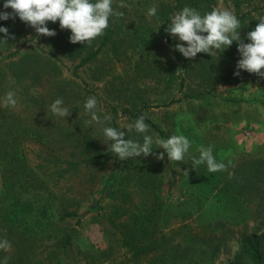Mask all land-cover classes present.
<instances>
[{
  "label": "rangeland",
  "instance_id": "rangeland-1",
  "mask_svg": "<svg viewBox=\"0 0 264 264\" xmlns=\"http://www.w3.org/2000/svg\"><path fill=\"white\" fill-rule=\"evenodd\" d=\"M121 3L127 7H120ZM167 4L176 6L177 0H113L114 10L123 16L111 17L109 25L116 22L121 27L97 59L79 69L87 53L99 48L109 27L90 45L71 43L67 30L71 46L66 53L53 37L23 40L18 47L28 55L17 74L7 66L12 59L1 62L0 56V140L9 144L17 139L29 159L27 168L12 170L7 164L0 170V191L9 184L7 192L14 193L7 204H16L17 209L11 217L15 224L3 227L11 245L6 256L13 264L20 261L18 257L21 264H149L165 247L159 245L137 257L138 250L124 244L128 232L121 221L151 215L154 209L157 223L149 228L148 238L163 243L166 237L171 246L192 244L197 234L218 221L238 229L256 216L257 202L239 192L232 176L240 160H264V78L244 70L234 75L241 58L236 41L212 56L198 53V63L188 65L191 59L174 48L180 43L178 37L170 43L161 31L164 25L158 17ZM154 5L157 13L150 17L148 10ZM257 6L262 7L253 14L258 21L264 17V0H241L240 11L233 0H216L214 8L228 9L238 18ZM8 21L18 28L29 27L18 16ZM252 30L249 21L240 24L243 41ZM35 35L34 29L28 37ZM8 91L15 93V107L3 106ZM92 96L101 119L111 115L103 126L116 121L126 132L125 139L142 143L144 135L162 138L147 122V133L134 127L129 131L127 126L136 119L124 116L125 109H144L168 138L186 136L191 147L184 161H169L156 144L147 157L119 160L103 126L89 123L84 104ZM58 98L71 111L65 119L50 110ZM174 98L182 101L157 107ZM77 125L87 132L76 135L81 142L72 140ZM208 146L218 162L228 165L227 171L210 173L206 164L192 167V158H199V149ZM74 147L84 150L86 159L95 153L100 156L72 167L71 160L82 159ZM161 152L163 160L157 159ZM67 211L78 213L81 223L62 219ZM72 231L73 243L65 247ZM230 244L218 255L197 246L198 264H228L236 252V244Z\"/></svg>",
  "mask_w": 264,
  "mask_h": 264
},
{
  "label": "clouds",
  "instance_id": "clouds-1",
  "mask_svg": "<svg viewBox=\"0 0 264 264\" xmlns=\"http://www.w3.org/2000/svg\"><path fill=\"white\" fill-rule=\"evenodd\" d=\"M120 7H127L124 3ZM4 9H11V12L0 11V20L15 19L17 16L25 24L35 29L36 34L54 37L55 30L47 27L48 22L56 23L62 30H70V42L73 44H91L97 37L104 35L109 27L111 17L120 18L122 12L115 11L113 0H5ZM157 7L154 5L148 10V16H155ZM240 21L236 15L228 10L214 8L203 15L195 8L185 6L178 12L165 29L173 38H177L180 43H176L174 48L185 58L193 59L198 53H207L210 56L216 52H223L230 47L234 41L238 42V52L241 58L237 62V71L234 75L239 76L244 70L264 78V17L260 18L255 29L247 33L249 43H244L241 38ZM0 33L4 38L0 42L7 44L8 39H15L10 36L6 27H0ZM186 45V46H185ZM3 106L15 107L17 100L15 93L8 91L3 98ZM84 108L90 114L89 123L95 122L98 125H105L111 120V115H104L103 119L98 115V101L95 96L89 97ZM53 114L66 118L71 115V111L64 106L61 98L56 99L50 106ZM131 131L134 127L138 133H147L149 125L145 122V116H139L134 125H128ZM123 128L103 126L104 136L111 142V152L116 154L119 160L128 158L144 157L153 154V144L158 145L166 151L169 161H184L191 147L189 139L182 135H172L167 139H153L151 135H144L143 142L125 139L127 136ZM157 159L163 160L164 153L161 152ZM230 163V162H229ZM192 167L206 164L210 173L227 171L228 165L218 162L213 154L212 146L201 147L199 158L193 157ZM189 175L188 171L183 172ZM231 178V173L229 174ZM11 245L6 239L0 241V250L8 251ZM4 264H7L5 259Z\"/></svg>",
  "mask_w": 264,
  "mask_h": 264
},
{
  "label": "trees",
  "instance_id": "trees-1",
  "mask_svg": "<svg viewBox=\"0 0 264 264\" xmlns=\"http://www.w3.org/2000/svg\"><path fill=\"white\" fill-rule=\"evenodd\" d=\"M237 9L240 11L241 9V0H233ZM4 2H0V11H5L3 8ZM185 6L193 7L197 9L202 15L204 13L210 12L216 6V0H177L176 6H171L167 4V6L162 9L159 13L158 20L164 25L161 28V31L168 39L170 43H172V36L165 31V26H167L171 19L180 12ZM167 7L169 8L167 10ZM262 10V7H254L253 9L247 11L238 16L240 24H245L247 21L252 24V27L255 29L256 25L259 23L258 21H254V13H257ZM0 27H6L9 30L10 36H14L15 39H8V43L4 44L0 42V56L1 62L12 59L11 62L7 64V66H11V70L20 71L22 69L21 61L25 59V56L28 54H21V49L18 47V44L24 40L26 42H32L33 39L38 36L37 34L33 38H29L28 36L33 32L32 27H27L26 29L18 28L10 24L8 20H0ZM47 27L49 29L55 30L56 35L53 37L55 39V45H61L62 49H64V53L68 51L71 44L68 41V35H65L67 30H62L59 26V22L56 23L48 22ZM121 27L119 23H111L109 28L106 30L107 34L102 40L99 48L97 50H92L87 53V56L83 58L80 64L77 66V69L86 66L87 64L93 62L97 59V57L101 54L103 48L113 39V36L117 32V30ZM4 38V34L0 33V39ZM248 42L249 40L245 38L244 42ZM17 45V46H16ZM39 46H37L38 48ZM5 48L9 53L5 54V52L1 49ZM59 49V48H58ZM36 51V50H35ZM48 55H53L49 53ZM193 63H198L197 57L191 59L188 65ZM15 74V75H16ZM196 96L188 95L186 98H194ZM182 99H172L171 101L164 103L162 105H158L157 107H171L174 104L181 102ZM237 101V100H233ZM148 107V106H146ZM144 109L139 111H131L129 109H125L123 114L124 116L129 117L134 120L139 116H145V122L149 123L160 135L163 139H167L166 133L160 129L157 124H154L143 112ZM3 114V110L0 109V115ZM85 127V126H84ZM84 127L77 125L76 129L71 132L72 140L81 142L82 139L78 138L77 134H84ZM119 129V125L116 121L113 122V126ZM85 144V142L83 143ZM11 150L9 151L8 149ZM20 149V151H19ZM75 149H79V156L82 158L79 161L71 160L72 167H76L78 163L95 161L99 158L100 154L95 153L92 154L91 157L86 159V152L80 147H74ZM76 155V152L73 154ZM88 157V156H87ZM29 163V159L26 155H23V151L20 148V144L17 142V139L12 141L11 143H7L6 140H0V170L1 167L5 165H9L12 170L18 169V166L21 167H29L27 165ZM17 167V168H16ZM232 179L240 185V193H244L243 195H247L250 197L251 201H256L257 205L254 210V214L256 215L252 221L245 222L238 229L233 228L226 222L218 221L213 226H210L208 232H204L202 234H197L192 239V244L182 245L178 244L176 246H171L168 239L166 237L163 238L164 242H160L158 239H154V237L148 238L149 228L157 223V220L153 218L156 214L157 210H153L152 214L146 215L143 217H137L135 219L123 220L121 221V226L124 227L128 233L125 234L123 239L124 244L131 246L135 250H138L136 253L137 257H141L143 255H148L150 253V249L158 247L159 245L164 248L161 255L153 258L149 264H198L197 258V246L204 249L205 253L211 252L213 255H218L220 252L225 250H229L231 244H236V252L233 255V258L228 261V264H264V160L263 159H246L240 160V165L234 170ZM9 185V184H8ZM7 184L4 183L3 190L0 191V227H9L14 225V222H11V217L17 215V209H15L16 204H7L10 194L7 192L6 188H9ZM13 188V185H10ZM13 191V190H12ZM16 194V193H15ZM8 205V206H6ZM67 218H76L78 219V223H81L80 215L76 212H65L62 216V219ZM7 231L5 228H0V241L7 240L6 236ZM75 237V231H72L67 238L65 239L64 246L67 247L73 243ZM203 246V247H202ZM19 253V252H18ZM16 253V254H18ZM169 253V254H168ZM7 251L0 250V264H4L5 259L7 260V264H11V258L7 257ZM20 255V253H19ZM158 255V254H156ZM20 261L14 262V264H21L23 260L18 257ZM13 264V263H12Z\"/></svg>",
  "mask_w": 264,
  "mask_h": 264
}]
</instances>
